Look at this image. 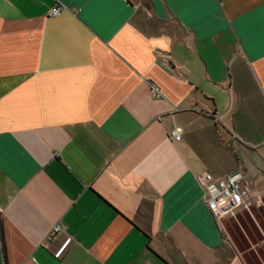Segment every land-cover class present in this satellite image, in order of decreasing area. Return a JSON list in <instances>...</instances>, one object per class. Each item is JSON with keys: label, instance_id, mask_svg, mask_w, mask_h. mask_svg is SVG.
Here are the masks:
<instances>
[{"label": "crops", "instance_id": "0c3cea01", "mask_svg": "<svg viewBox=\"0 0 264 264\" xmlns=\"http://www.w3.org/2000/svg\"><path fill=\"white\" fill-rule=\"evenodd\" d=\"M249 161L264 0H0V264H248L197 176Z\"/></svg>", "mask_w": 264, "mask_h": 264}, {"label": "built area", "instance_id": "2783aa9c", "mask_svg": "<svg viewBox=\"0 0 264 264\" xmlns=\"http://www.w3.org/2000/svg\"><path fill=\"white\" fill-rule=\"evenodd\" d=\"M63 7L56 5L49 11L48 16L55 18L62 13ZM151 93L156 99H162L163 94L156 85L151 86ZM170 137L176 141L181 140V133L177 128L171 132ZM197 182L203 191V199L210 207L213 216L222 223L225 219L236 218L239 214L263 206V193L255 192L245 180L241 169L225 179H215L210 173H201ZM62 228L56 225L49 233V239H55L61 234Z\"/></svg>", "mask_w": 264, "mask_h": 264}, {"label": "rangeland", "instance_id": "374dc122", "mask_svg": "<svg viewBox=\"0 0 264 264\" xmlns=\"http://www.w3.org/2000/svg\"><path fill=\"white\" fill-rule=\"evenodd\" d=\"M249 175L254 176L255 180L258 177L264 179V174H261L262 166L249 161ZM256 218L260 227L255 221L246 214H240L238 222L226 221L225 225L229 232L234 247L242 254L248 264H264V207L260 206L256 210ZM230 228V231L228 229Z\"/></svg>", "mask_w": 264, "mask_h": 264}, {"label": "trees", "instance_id": "16d2710c", "mask_svg": "<svg viewBox=\"0 0 264 264\" xmlns=\"http://www.w3.org/2000/svg\"><path fill=\"white\" fill-rule=\"evenodd\" d=\"M0 230H1V242L3 243V245H4V237H3V232H2V226H0Z\"/></svg>", "mask_w": 264, "mask_h": 264}]
</instances>
